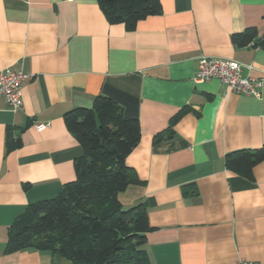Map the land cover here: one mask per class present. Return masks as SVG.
<instances>
[{
    "label": "crops",
    "instance_id": "crops-1",
    "mask_svg": "<svg viewBox=\"0 0 264 264\" xmlns=\"http://www.w3.org/2000/svg\"><path fill=\"white\" fill-rule=\"evenodd\" d=\"M161 13L133 31L110 25L97 0H0V70H20L22 109L0 98V264H72L37 250L5 254L8 229L33 203L75 179L82 150L63 115L104 96L137 119L126 157L142 185L118 194L147 205L150 264H264V161L248 180L224 158L264 145V0H160ZM254 28L238 48L231 36ZM202 57L233 60L261 81L260 96L218 80L195 83ZM172 139L153 144L170 120ZM45 125L42 131L36 129ZM20 146L8 151L6 134Z\"/></svg>",
    "mask_w": 264,
    "mask_h": 264
},
{
    "label": "trees",
    "instance_id": "trees-1",
    "mask_svg": "<svg viewBox=\"0 0 264 264\" xmlns=\"http://www.w3.org/2000/svg\"><path fill=\"white\" fill-rule=\"evenodd\" d=\"M110 25L133 31L138 22L161 13L160 0H97ZM257 40V31L246 28L233 34L238 48ZM261 39L256 47L262 46ZM187 109L169 122L168 129L153 137L156 145L173 137L171 128ZM63 122L81 147L73 163L75 179L54 198L30 204L8 229L4 253L37 250L68 259L72 264H150L145 249L146 234L152 231L147 205L123 209L118 194L130 185H142L126 163L140 140L137 119L125 116L122 108L104 96L93 99L90 108H75ZM7 149L20 146L10 140ZM264 161V145L225 155L226 170L251 180L253 168Z\"/></svg>",
    "mask_w": 264,
    "mask_h": 264
},
{
    "label": "built area",
    "instance_id": "built-area-1",
    "mask_svg": "<svg viewBox=\"0 0 264 264\" xmlns=\"http://www.w3.org/2000/svg\"><path fill=\"white\" fill-rule=\"evenodd\" d=\"M251 70L250 65L245 66L233 60L202 57L198 60L197 69L193 77L195 83L218 80L226 85L235 94L260 96L261 81L251 76H243L242 70ZM29 76L20 70L5 68L0 70V98L5 101L13 113L22 109L21 99L22 84ZM46 128L45 125L36 127L38 131ZM236 264H251L239 260Z\"/></svg>",
    "mask_w": 264,
    "mask_h": 264
}]
</instances>
